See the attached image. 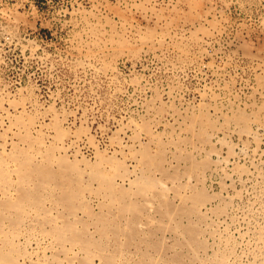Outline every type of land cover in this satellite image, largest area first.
Returning a JSON list of instances; mask_svg holds the SVG:
<instances>
[{"label":"rangeland","instance_id":"obj_1","mask_svg":"<svg viewBox=\"0 0 264 264\" xmlns=\"http://www.w3.org/2000/svg\"><path fill=\"white\" fill-rule=\"evenodd\" d=\"M0 110L1 264L259 263L264 0H0Z\"/></svg>","mask_w":264,"mask_h":264},{"label":"bare ground","instance_id":"obj_2","mask_svg":"<svg viewBox=\"0 0 264 264\" xmlns=\"http://www.w3.org/2000/svg\"><path fill=\"white\" fill-rule=\"evenodd\" d=\"M3 96H4V94H3ZM7 97V96H6ZM6 99V98H5ZM33 100V99H32ZM31 99H29V100H27V102L26 103H24V104H22L21 106H17V110H19L20 112H23V111H25V109L26 108H29V109H32L33 107H34V102L32 101ZM35 107H37V105H35ZM13 109H15V108H13ZM36 109V108H35ZM4 110V109H3ZM1 112L0 113H2L3 111L2 110H0ZM15 111V110H14ZM34 111V110H33ZM5 112V111H4ZM18 112V111H17ZM5 114V113H4ZM9 115V114H8ZM5 116H7V114L5 115ZM2 117V116H1ZM39 117H40V115H39ZM38 117V118H39ZM37 118V119H38ZM41 118V117H40ZM3 119H4V117H3ZM9 118H7V120H8ZM2 120V119H1ZM10 120V119H9ZM11 121V120H10ZM41 122H43V121H41V119H38V120H36V125L38 124H41ZM8 123H10V122H8ZM12 124V123H11ZM15 125V124H14ZM43 125V124H42ZM260 125V124H259ZM10 126V125H9ZM40 126V125H39ZM38 126V127H39ZM12 127V126H11ZM11 127H7L8 129H9V132H10V135H13V134H11L14 130L16 131L17 130V128L18 127H21L22 128V126H17V128H11ZM14 127H16V125L14 126ZM43 127V126H42ZM32 128V127H31ZM257 128H258V126H257ZM2 129V128H1ZM6 129V128H5ZM7 129V130H8ZM39 129V128H38ZM41 129V128H40ZM39 129V130H40ZM43 130H42V133H44L45 134V137L47 136V137H49L50 136V129H49V127H47V126H45L44 125V127L42 128ZM6 131V130H5ZM20 131H21V129H20ZM255 131V130H254ZM34 132H35V130H34ZM3 133V132H2ZM6 133H8V132H6ZM6 133H4L5 135H6ZM254 133H252V131H251V134H250V137H254ZM257 135V134H256ZM4 142V141H3ZM2 144V143H1ZM115 144V143H114ZM26 145V144H25ZM3 146V145H2ZM2 148H4V147H2ZM37 151V150H36ZM40 153V152H39ZM38 153V151H37V153H35L34 152V154L35 155H33V156H37V158H38V156L39 155H41V154H39ZM32 155V154H31ZM264 175V174H263ZM236 177V176H235ZM235 180V179H234ZM263 197V196H262ZM262 207V206H261ZM262 210V209H261ZM256 212H257V210H256ZM258 214H260V215H263V212H258ZM240 216V215H239ZM246 216V215H245ZM263 219V218H262ZM224 221V220H223ZM256 223V222H255ZM258 225V224H257ZM259 226V225H258ZM262 226V225H261ZM248 228H249V226H248ZM251 228V227H250ZM257 228H256V226L253 228V230H249L247 233H245V235L243 236V237H241L242 239H241V242H243L242 243V245L243 244H245L244 242L246 241V242H248L249 240L250 241H252V243H253V246H254V250H255V258H256V260H258L259 261V263L258 264H264V237H256L254 234H255V230H256ZM258 229H259V227H258ZM239 231V230H238ZM259 231V230H258ZM258 236V235H257ZM262 236V235H261ZM249 244V243H248ZM250 245V244H249ZM236 246V245H235ZM246 249V248H245ZM2 257V256H1ZM5 257V256H4ZM234 257V256H233ZM240 258H241V256H239ZM235 258L237 259L238 257L237 256H235ZM240 258H238L239 260H241ZM3 259V258H2ZM4 261V260H3ZM6 261V260H5ZM234 261V260H233ZM232 261V262H233ZM235 262H236V260H235ZM3 264H4V262H2ZM250 263V262H249ZM0 264H1V262H0ZM247 264V263H246Z\"/></svg>","mask_w":264,"mask_h":264}]
</instances>
